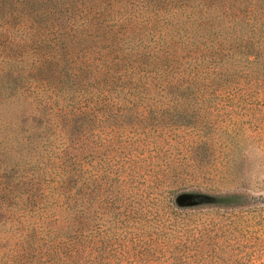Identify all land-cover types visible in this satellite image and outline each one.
<instances>
[{
	"label": "trees",
	"instance_id": "1",
	"mask_svg": "<svg viewBox=\"0 0 264 264\" xmlns=\"http://www.w3.org/2000/svg\"><path fill=\"white\" fill-rule=\"evenodd\" d=\"M263 111L264 0H0V264H257Z\"/></svg>",
	"mask_w": 264,
	"mask_h": 264
},
{
	"label": "rangeland",
	"instance_id": "2",
	"mask_svg": "<svg viewBox=\"0 0 264 264\" xmlns=\"http://www.w3.org/2000/svg\"><path fill=\"white\" fill-rule=\"evenodd\" d=\"M252 116L259 119L258 127H251L242 135V138L237 140L234 152L235 167H238L237 173L230 176V180L217 181L216 185L213 183L209 185L210 192L249 188L252 189L248 192L250 195L264 199V111ZM245 127L247 126H243ZM191 198L190 195L182 194L178 200L183 205ZM243 219L246 220H242L238 227L240 243L246 248L243 257L245 260L264 264V234L253 233L259 228L258 221L251 220L250 216H244ZM258 248L262 251H257Z\"/></svg>",
	"mask_w": 264,
	"mask_h": 264
},
{
	"label": "water",
	"instance_id": "3",
	"mask_svg": "<svg viewBox=\"0 0 264 264\" xmlns=\"http://www.w3.org/2000/svg\"><path fill=\"white\" fill-rule=\"evenodd\" d=\"M178 199H179V197H178V198H176V200H175V201H176V204H177L178 206H182L181 202H179V200H178Z\"/></svg>",
	"mask_w": 264,
	"mask_h": 264
}]
</instances>
